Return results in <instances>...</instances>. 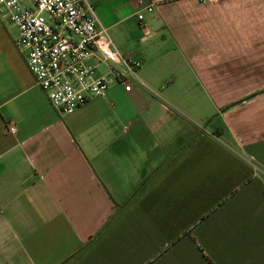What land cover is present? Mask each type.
Masks as SVG:
<instances>
[{
  "label": "crops",
  "instance_id": "0c3cea01",
  "mask_svg": "<svg viewBox=\"0 0 264 264\" xmlns=\"http://www.w3.org/2000/svg\"><path fill=\"white\" fill-rule=\"evenodd\" d=\"M86 1L141 66L65 116L0 16V264H264V0Z\"/></svg>",
  "mask_w": 264,
  "mask_h": 264
},
{
  "label": "built area",
  "instance_id": "2783aa9c",
  "mask_svg": "<svg viewBox=\"0 0 264 264\" xmlns=\"http://www.w3.org/2000/svg\"><path fill=\"white\" fill-rule=\"evenodd\" d=\"M138 7L136 19L146 32L143 14L152 13L157 3L138 0ZM0 16L16 27L14 46L59 115L103 97L113 84L130 91L141 62L120 53L86 0H0ZM100 66L107 74L98 75ZM5 129L15 132L14 125ZM252 170L259 174L255 167Z\"/></svg>",
  "mask_w": 264,
  "mask_h": 264
},
{
  "label": "trees",
  "instance_id": "16d2710c",
  "mask_svg": "<svg viewBox=\"0 0 264 264\" xmlns=\"http://www.w3.org/2000/svg\"><path fill=\"white\" fill-rule=\"evenodd\" d=\"M79 254V252L78 253H76V254H74L71 258H74L75 256H77ZM70 258V259H71ZM62 264H65V263H62Z\"/></svg>",
  "mask_w": 264,
  "mask_h": 264
},
{
  "label": "rangeland",
  "instance_id": "374dc122",
  "mask_svg": "<svg viewBox=\"0 0 264 264\" xmlns=\"http://www.w3.org/2000/svg\"><path fill=\"white\" fill-rule=\"evenodd\" d=\"M17 34V33H16Z\"/></svg>",
  "mask_w": 264,
  "mask_h": 264
}]
</instances>
